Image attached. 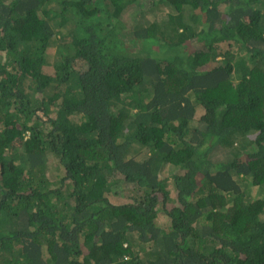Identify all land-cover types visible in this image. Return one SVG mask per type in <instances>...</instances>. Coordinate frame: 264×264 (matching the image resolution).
<instances>
[{
    "label": "trees",
    "instance_id": "16d2710c",
    "mask_svg": "<svg viewBox=\"0 0 264 264\" xmlns=\"http://www.w3.org/2000/svg\"><path fill=\"white\" fill-rule=\"evenodd\" d=\"M0 264H264V0H0Z\"/></svg>",
    "mask_w": 264,
    "mask_h": 264
},
{
    "label": "rangeland",
    "instance_id": "374dc122",
    "mask_svg": "<svg viewBox=\"0 0 264 264\" xmlns=\"http://www.w3.org/2000/svg\"><path fill=\"white\" fill-rule=\"evenodd\" d=\"M53 164L58 165L57 162H53L52 165H53ZM50 173H52V172H50ZM55 173L57 174V173H59V171L56 169V170L54 171V174H55ZM252 189H253V188H252ZM256 191H257V189L252 190V191H251V195H252V196H256V193H257ZM132 193H133V191H131V190H130V192L127 191V192L123 193L122 196H119V197H121L120 201H124V200H127V199H128V201H130V200H131V199H130V196H131Z\"/></svg>",
    "mask_w": 264,
    "mask_h": 264
}]
</instances>
